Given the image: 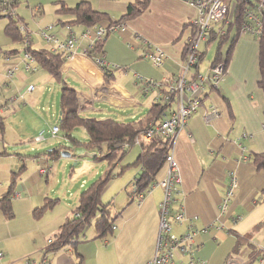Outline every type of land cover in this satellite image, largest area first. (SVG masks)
<instances>
[{"label":"crops","instance_id":"crops-1","mask_svg":"<svg viewBox=\"0 0 264 264\" xmlns=\"http://www.w3.org/2000/svg\"><path fill=\"white\" fill-rule=\"evenodd\" d=\"M92 1L90 0L93 8L108 14L107 19L99 22L107 25L118 20L127 4L134 0H98L97 6ZM55 4L56 18L49 25L52 28L48 32L60 38L69 35L79 37L85 26L62 23L72 17L57 14L59 5ZM33 11L36 15L43 14L39 6L34 7ZM195 14V8L184 0H149L143 13L123 21L122 29L105 38L104 62L114 68L110 79H105L92 60L84 55L91 48L90 40L78 38L73 53L61 67L63 79L76 90L78 114L116 120L122 114L129 115L130 120L144 117L160 89L139 92V78L162 80L179 73L184 37L188 32L184 24ZM42 29L39 30L40 35ZM218 38L210 34L207 40L201 42L203 47L200 50L199 45V61L206 57L210 59L209 53L213 48L214 56L210 65L212 64ZM32 39L28 43L30 46ZM227 45L228 42L223 44L221 57L224 56ZM155 47L163 50L161 66H155L145 56L147 48ZM0 55L4 66L10 62L17 64L16 75L8 76L4 69L1 74L13 84L14 80L21 83L18 85V94L21 96L26 91V86L32 84L31 81L25 83L32 79L27 78V71H41V76L35 79L38 85L51 77L34 61L31 62L33 70L26 69L21 52ZM199 61L197 67H190L186 73L187 78L209 71L210 65L205 71H201ZM120 67H123L122 72L116 74L115 70ZM262 78L258 37L241 33L233 46L229 64L217 84L206 86L202 90L199 106L174 139L172 152L178 164L181 183L180 192L172 207L176 209L181 204L192 220H186L181 225L173 224L172 232L180 235L187 230L188 225L196 228L194 254L204 259L206 264H264V228L259 229L250 240L243 241L237 250H233L239 235L249 231L264 218V168L257 169L253 163V155L264 152V88L260 86ZM38 94L42 93L39 91ZM11 98L12 101L16 100V97ZM5 108H12L13 116L15 115L16 109L12 105ZM45 109L49 110V107ZM213 109L215 114H212ZM0 116L4 122L5 116ZM4 133L0 139L2 142ZM42 141L45 138L38 142ZM30 150L35 151V148L31 146ZM45 151L26 155L31 160L29 164H26L24 155L19 151L15 152L16 159L13 162L4 160L9 153L6 146L0 152V196L8 190L12 176L18 172L12 194L13 217L5 218L0 211V264H37L45 258L50 264H78L80 260L81 264H148L155 251L159 225L158 206L163 196L161 188L152 184L143 191L139 202L135 199L137 193L129 192L121 197L119 205L114 200H108L112 203V215L117 216L112 235L98 238L91 225L93 230L89 233L85 231L75 244H66L58 251L45 253L47 240L72 215V210L77 206L73 208L72 203L67 202L64 208L58 210L54 220H41L46 210L40 217L34 216L36 208L43 206L47 199H53L49 194L55 189L48 190V187L53 177V167L58 164L55 158L64 157L61 153L54 156ZM40 169H45V172H39ZM139 171L140 168L138 174ZM165 171L163 164L154 180L164 176ZM120 174L121 170L117 175ZM232 175L237 178L238 185L227 206L222 209ZM85 184L82 181L79 186L85 187ZM68 195L71 196V192ZM54 198L58 199V203L60 198ZM187 258L188 256L175 250L176 264Z\"/></svg>","mask_w":264,"mask_h":264},{"label":"trees","instance_id":"trees-1","mask_svg":"<svg viewBox=\"0 0 264 264\" xmlns=\"http://www.w3.org/2000/svg\"><path fill=\"white\" fill-rule=\"evenodd\" d=\"M59 7L56 12L59 15H70L71 20L62 22L69 24H81L87 27H93L99 24L102 20L108 18V14L94 9L91 6L90 0H77L74 5H69L66 0H55ZM149 4V0H134L127 4L125 11L121 14L118 20L111 22V24H118L126 20L133 19L143 13ZM244 0H237V7L234 19L224 26V33L220 34L217 41L216 55L210 66L215 63L222 62L223 70L229 64L233 46L241 34V25L243 21V9L245 7ZM189 24V23H188ZM19 23L17 19L9 17L4 25V33L7 37L16 42L23 43L21 49L11 48L7 49L0 46V54L14 55L18 52L22 54L28 53L32 60L45 73L51 75L55 81L59 82V112L60 118L58 122V129L71 143L70 146L58 144L45 151V153L59 156L62 149L70 150L74 145L79 143V139L73 135V131L77 127H83L88 135V140L83 142L86 150L96 152L94 159L105 160L109 165L112 161L120 159L124 153L136 142L135 138L140 136L147 128L151 126L152 122H158L171 108L172 103L162 104L160 102L152 103L144 117L137 120L120 121L111 117H85L78 114L77 111V95L76 90L69 85L64 79L61 71L62 65L66 62L68 54L63 50H58L50 44L51 48L40 47L33 48L29 41L26 42V34L19 30ZM187 23L184 24V28ZM52 28V27H51ZM211 34L217 36L214 30ZM29 35V34H28ZM42 37V36H41ZM103 37L85 51L84 55L92 60V62L102 72L105 79L112 77V68L104 62L103 45L105 38ZM43 38V37H42ZM60 38V37H57ZM215 38V37H214ZM225 42H228L224 56L221 48ZM259 43V61L263 73V78L260 81V86L264 88V29L258 37ZM201 58V57H200ZM199 58V59H200ZM32 61V62H33ZM198 64H196V67ZM4 133L3 117L0 116V139ZM140 151L135 160L131 164L139 166L140 171L130 183V194L140 193L146 190L151 182L154 180L156 174L160 171L164 164L165 155L168 148V140L164 139L159 133L155 132L150 141H140ZM253 163L257 169L264 168V152L255 153L253 155ZM128 164V165H131ZM127 166V165H126ZM125 167V166H123ZM122 167V168H123ZM18 176V172L12 176L8 190L0 196V211L5 218L13 217L12 208V194L14 189V182ZM111 178V170L104 177L97 178L90 185L81 191L78 196V204L72 210V215L58 227V230L52 235L51 242L45 248V253L58 251L66 244H75L85 231L93 225L98 238H104L114 233L113 225L117 216L112 215V203L105 202L101 199V192L107 182ZM58 199H47L43 206L34 210V216L40 217L46 209H51L57 203ZM261 228H264V218L254 224L249 231L239 235L233 250H237L242 242L250 240L251 237ZM78 264H81V260Z\"/></svg>","mask_w":264,"mask_h":264},{"label":"built area","instance_id":"built-area-1","mask_svg":"<svg viewBox=\"0 0 264 264\" xmlns=\"http://www.w3.org/2000/svg\"><path fill=\"white\" fill-rule=\"evenodd\" d=\"M188 5L196 10V14L187 21V34L185 35L183 45V59L181 61V69L175 77H168L162 80L152 78H139L138 91L145 92L152 88L160 89L159 95L153 99V103L160 102L162 104L172 103L173 106L158 121L152 122L140 136L136 137L134 142H148L151 140L155 132L159 133L164 139L168 140V148L165 155L164 165L165 174L159 180H153L152 185L161 188L163 196L158 206L159 225L155 242V251L148 264H176L174 256L175 250H179L183 256H188L186 260H181L180 264H206V261L194 254L193 239L197 229L188 225L186 231L177 235L172 232V225H181L186 220H192L181 204L176 209L172 207L179 194V184L181 177L179 174L178 164L174 158L172 148L177 132L186 125L187 119L196 111L200 103V95L206 86H215L219 77L223 74L222 62L215 63L205 74L197 73L194 78H187L186 73L190 67L198 64L201 56L199 44L207 40L211 34V30L217 33V36L224 33L225 27L219 25L229 24L235 16L237 0H184ZM21 0H0V17L15 18V5ZM243 21L241 25V33L259 37L264 29V0H244ZM189 23V24H188ZM123 22L118 24H96L93 27L84 29L79 37L69 35L64 38H57L53 33L48 32L52 26H47L41 30L43 39L51 43L58 50H63L68 57L73 53L78 38L90 40L92 46L96 40H100L108 34L123 28ZM21 32H25V27L19 26ZM30 36L26 35V42ZM145 56L155 66H161L163 61V50L160 47L147 48ZM21 59L25 61V68L33 70L31 66L32 57L28 53H23ZM6 75L12 76L18 71L16 63H6ZM33 84L26 86V91H32ZM215 114V109L212 110ZM264 128V124H263ZM59 131L58 125H53L50 132L54 135ZM44 134L40 132L33 136V141L43 140ZM39 172L44 173L45 169ZM237 178L232 175L222 202V209L227 206L228 201L233 195V191L237 188ZM143 192L137 193L135 199L137 202L141 200ZM115 226L113 225V228ZM51 239L47 240L50 243ZM1 257V252H0ZM229 261V260H228ZM37 264H50L46 258Z\"/></svg>","mask_w":264,"mask_h":264},{"label":"rangeland","instance_id":"rangeland-1","mask_svg":"<svg viewBox=\"0 0 264 264\" xmlns=\"http://www.w3.org/2000/svg\"><path fill=\"white\" fill-rule=\"evenodd\" d=\"M76 1L77 0H66L69 5H74ZM92 2L94 6L98 5V0H93ZM36 6L42 8L43 14L36 15L34 13L33 8ZM14 8L16 12L14 19L18 20L20 26L25 25L30 39L33 38L31 46L33 48L48 47L50 44L43 40L39 30L53 24L56 18L54 12L56 9L55 0H21V2L15 5ZM8 19V17H0V46H9L21 49L23 43L13 41L7 37L3 31V25ZM25 34L26 32H24L23 35ZM199 45L201 50L203 43ZM210 49L211 45L208 46L209 51ZM222 50L224 51L225 47H223ZM209 54L210 59L206 57L199 61L201 71H205V69L210 65L214 56L213 48ZM3 62V58L0 55V115L3 114L5 116L4 141L2 142L0 140V152L5 146L8 148L9 152L8 155L4 157L6 158L4 160L13 162V159H16L15 152L19 151L24 155L26 164H29L31 160L28 159L29 157L26 155L34 154L39 151H45L50 147L57 146L58 144L70 146L71 143L67 138H65L61 131H58L54 135L50 132L53 125H58L60 118L59 82L55 81L51 76L47 81L43 82V84L38 85V81L35 79L38 78V76H41V71L38 72L36 71L37 69L35 70L36 72L27 71L25 73L27 74V78L29 77L32 79L27 80L25 83L31 81L32 84L35 85V90L25 91L21 96L18 94V85L21 83L14 80L16 76L12 77L13 79L11 78L14 80L13 84L9 78H6L1 74L3 69L6 71ZM122 70L123 67H120L115 70V73L117 74L118 72H122ZM4 80L7 82V86H5ZM48 88L49 90L47 91ZM39 91L42 94H38ZM11 97H16V100L12 101ZM9 104L16 109L14 116L12 108H5V106ZM47 107H49V110L45 109ZM88 115L93 116L90 114ZM128 117L129 115L122 114L118 116L117 119L121 121H128L130 120ZM30 132L32 134L28 135ZM40 132H43L45 141L38 143L32 141L31 136ZM73 135L79 139V143L74 145V147L70 150L62 149V151L65 152L69 151V156L55 158L58 164L53 167V177L48 187V190L51 188L55 189L54 192H50L49 196L51 198L59 197L60 200L54 209H46L41 220H54L58 210L61 207L64 208L67 202L72 203L74 208L77 205L79 193L97 178L104 177L109 170H111V178L102 190L101 199L103 201L114 200L116 205H119L122 200L121 197L124 196L126 192H129L131 189L130 183L138 174V165L131 163L135 160L140 151L139 143L132 145L120 159H116L108 165L105 160L94 159L93 157L85 155L81 156L82 153L87 151L82 143L88 140V135L83 127H77L73 131ZM31 146L35 148V151L30 150ZM0 156L2 157L1 154ZM9 156H12V158H9ZM120 170L121 174L117 175ZM82 181L86 182L85 187L79 186ZM68 192H71L72 195L69 196ZM92 230L93 226L89 227L86 231L89 233Z\"/></svg>","mask_w":264,"mask_h":264},{"label":"water","instance_id":"water-1","mask_svg":"<svg viewBox=\"0 0 264 264\" xmlns=\"http://www.w3.org/2000/svg\"><path fill=\"white\" fill-rule=\"evenodd\" d=\"M95 154H96L95 152L86 151V152L82 153L81 156L85 155V156H88V157H93V156H95ZM61 155L62 156H69L70 154H69V151H67V152L61 151Z\"/></svg>","mask_w":264,"mask_h":264}]
</instances>
